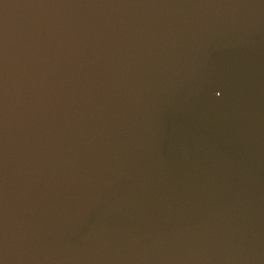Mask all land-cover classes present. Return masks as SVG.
<instances>
[{
    "label": "water",
    "instance_id": "obj_1",
    "mask_svg": "<svg viewBox=\"0 0 264 264\" xmlns=\"http://www.w3.org/2000/svg\"><path fill=\"white\" fill-rule=\"evenodd\" d=\"M0 15L3 264H264V0H5Z\"/></svg>",
    "mask_w": 264,
    "mask_h": 264
},
{
    "label": "snow or ice",
    "instance_id": "obj_2",
    "mask_svg": "<svg viewBox=\"0 0 264 264\" xmlns=\"http://www.w3.org/2000/svg\"><path fill=\"white\" fill-rule=\"evenodd\" d=\"M5 0H0V5L4 4ZM22 3H57L67 2V0H21ZM32 22L23 20L19 26V45L21 50V70L20 77V134L21 141L25 151L29 141V71L27 64V52L31 46L32 39ZM8 34L7 28L2 15H0V257L4 255L9 244V235L6 228V202H7V167H8V145H7V103H8ZM17 242L22 249H26L28 239L21 235ZM0 264L3 260L0 259Z\"/></svg>",
    "mask_w": 264,
    "mask_h": 264
}]
</instances>
